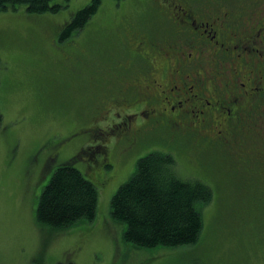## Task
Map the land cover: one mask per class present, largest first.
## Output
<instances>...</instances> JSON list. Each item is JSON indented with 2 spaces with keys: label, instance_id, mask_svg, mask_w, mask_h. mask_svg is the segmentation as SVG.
Returning a JSON list of instances; mask_svg holds the SVG:
<instances>
[{
  "label": "rangeland",
  "instance_id": "1",
  "mask_svg": "<svg viewBox=\"0 0 264 264\" xmlns=\"http://www.w3.org/2000/svg\"><path fill=\"white\" fill-rule=\"evenodd\" d=\"M60 2L64 6L55 13L34 15L20 6L0 14V264H264V181L255 194L244 190L248 196H241L235 182H219L223 174L218 173V163L210 173L201 165V139L187 149L175 147L178 142L169 137L167 143H172L164 146L149 142L151 126H145L148 130L134 148L117 135L108 137L116 169L102 170L88 153L78 154L76 167L99 192L93 222L65 231L38 224L37 198L55 169L86 145L105 144L102 139L78 134L92 124L98 129L107 125L103 118L95 120L94 105L110 84L96 80L95 70L109 66L110 60L95 51L102 48V42L122 48L121 19L139 24L157 15L146 0H128L118 8L114 0H105L99 14L72 38L75 50L82 52L79 58L84 55L88 60L83 69L75 52H59L49 36H56L91 0ZM66 43L60 45L68 47ZM59 151L60 159L53 167L44 168L47 156ZM154 151L171 153L183 179L204 180L215 191L213 201L202 210L204 228L196 246L154 250L122 246L123 227L111 219V199L131 179L137 161ZM32 155L37 160L27 171Z\"/></svg>",
  "mask_w": 264,
  "mask_h": 264
},
{
  "label": "flooded vegetation",
  "instance_id": "2",
  "mask_svg": "<svg viewBox=\"0 0 264 264\" xmlns=\"http://www.w3.org/2000/svg\"><path fill=\"white\" fill-rule=\"evenodd\" d=\"M160 1L154 19L120 21L124 42L114 54L126 60L95 70L110 84L94 105L95 120L102 117L107 125L78 133L105 144L82 150L98 167L115 168L108 137L117 135L134 148L151 126V134L226 147L249 169L264 171V0ZM71 51L84 69L88 60L79 58L77 47ZM60 156L50 154L45 165Z\"/></svg>",
  "mask_w": 264,
  "mask_h": 264
},
{
  "label": "trees",
  "instance_id": "3",
  "mask_svg": "<svg viewBox=\"0 0 264 264\" xmlns=\"http://www.w3.org/2000/svg\"><path fill=\"white\" fill-rule=\"evenodd\" d=\"M104 1L91 0L87 6L76 12L67 21L64 33L57 43L58 47L55 45L59 52L66 54L75 48L73 36L85 30L99 14ZM114 1L116 2L115 6L120 7L128 0ZM156 2L158 3H152L154 10L155 5H162L160 0ZM20 6H25L30 14L41 15L47 12H58L64 3L60 0H0V14L16 10ZM121 20L125 22L129 19ZM56 36L54 34L49 36L52 43H56ZM61 42L63 44L68 42L65 45L73 48L70 50L68 47H63V44L60 45ZM100 45L104 52L98 53V55L110 60L108 64L113 63L111 60H126L125 57L121 58L114 54V46L111 47V50L108 43L102 42ZM1 63L0 59V66ZM103 67L99 66L98 70L107 69L109 66ZM77 75L85 79L81 74ZM97 78L102 77L97 75ZM169 137L175 138L163 133L153 134L149 138V142L169 146L167 144L172 143H167L169 141L167 139H171ZM175 139V141L173 139V143L178 142L175 147L182 146L188 149L191 148V144H194L195 138L193 140H185L181 137ZM15 146L12 147L13 153ZM223 148L220 149L211 144L205 146L204 144L202 151H199L201 165L210 173L213 165L218 166L219 164L220 171L218 173L223 174V178L219 179L220 183L229 179L236 183L235 187L240 188L241 196L255 194V191L257 192L261 187L260 182L264 181V171L260 167L249 169L248 161L247 163L240 162L237 155L230 153L227 155L229 150L227 151L226 147ZM81 150L55 169L49 183L37 198L35 216L39 225L49 227L54 231H65L80 223H91L96 219L99 192L96 185L76 167V163L80 161L78 154L86 153ZM87 153L89 159L92 160V153ZM100 155H105V152H101ZM34 160H37V155H32L28 159L27 171ZM54 162L46 165L44 162L43 166L46 169H51ZM116 167L100 168L110 171ZM214 173L216 179L218 175L217 172ZM180 177L177 171V161L171 153L154 151L137 161L135 173L127 183L118 189L110 203L111 219L123 227V248L131 247L134 250L176 249L196 246L200 243L204 228L202 210L213 201L215 198L213 192L215 191L204 180H186ZM244 190L250 191L246 194Z\"/></svg>",
  "mask_w": 264,
  "mask_h": 264
},
{
  "label": "bare ground",
  "instance_id": "4",
  "mask_svg": "<svg viewBox=\"0 0 264 264\" xmlns=\"http://www.w3.org/2000/svg\"><path fill=\"white\" fill-rule=\"evenodd\" d=\"M58 37V36H57ZM72 38V37H71ZM77 40V39H76ZM73 46H74V44H73ZM68 48H70V47H68ZM73 48V47H72ZM72 48H70V50L72 49ZM69 51V50H68ZM71 52H73V51H71ZM83 74V73H82ZM80 75V74H79ZM75 88V87H74ZM100 108V107H99ZM119 114V113H118ZM108 115V114H107ZM105 116V115H104ZM110 116V115H109ZM102 118V117H101ZM108 119V118H107ZM115 120V119H114ZM99 121V120H98ZM145 123V122H144ZM109 125V124H108ZM140 126V125H139ZM106 127V126H105ZM110 142V141H109ZM98 148V147H97ZM181 178V177H180Z\"/></svg>",
  "mask_w": 264,
  "mask_h": 264
}]
</instances>
